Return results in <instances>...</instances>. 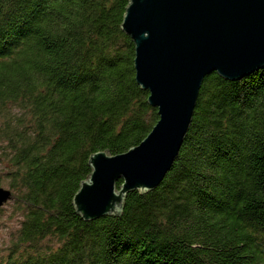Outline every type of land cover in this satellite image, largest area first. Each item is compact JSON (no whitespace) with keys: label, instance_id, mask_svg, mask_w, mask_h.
Here are the masks:
<instances>
[{"label":"trees","instance_id":"16d2710c","mask_svg":"<svg viewBox=\"0 0 264 264\" xmlns=\"http://www.w3.org/2000/svg\"><path fill=\"white\" fill-rule=\"evenodd\" d=\"M127 4L0 0V183L22 217L0 264H264V68L203 79L156 188L117 216L75 211L88 157L127 151L158 120L120 27Z\"/></svg>","mask_w":264,"mask_h":264},{"label":"water","instance_id":"95a60500","mask_svg":"<svg viewBox=\"0 0 264 264\" xmlns=\"http://www.w3.org/2000/svg\"><path fill=\"white\" fill-rule=\"evenodd\" d=\"M120 27L134 44L135 81L158 120L127 151L88 157L91 172L72 198L84 221L120 215L129 192L160 184L206 76L236 81L264 68V0H128ZM11 200L12 191L0 187V208Z\"/></svg>","mask_w":264,"mask_h":264},{"label":"rangeland","instance_id":"374dc122","mask_svg":"<svg viewBox=\"0 0 264 264\" xmlns=\"http://www.w3.org/2000/svg\"><path fill=\"white\" fill-rule=\"evenodd\" d=\"M4 145L0 144V173H3L5 162ZM0 187L9 188L5 181L0 183ZM22 217L19 212L15 210L13 201L7 202L0 212V256L7 253L8 247L16 236Z\"/></svg>","mask_w":264,"mask_h":264}]
</instances>
